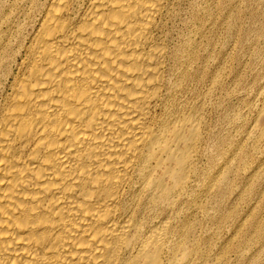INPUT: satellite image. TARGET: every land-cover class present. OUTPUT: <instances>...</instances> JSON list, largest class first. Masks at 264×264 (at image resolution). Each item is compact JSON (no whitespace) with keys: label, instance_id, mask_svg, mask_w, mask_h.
Wrapping results in <instances>:
<instances>
[{"label":"bare ground","instance_id":"obj_1","mask_svg":"<svg viewBox=\"0 0 264 264\" xmlns=\"http://www.w3.org/2000/svg\"><path fill=\"white\" fill-rule=\"evenodd\" d=\"M181 1L14 5L24 21L0 34V264H204L170 224L204 140L178 101L197 73L178 79L162 38ZM258 97L244 134L254 151L264 140V89ZM225 180L217 172L196 197Z\"/></svg>","mask_w":264,"mask_h":264},{"label":"rangeland","instance_id":"obj_2","mask_svg":"<svg viewBox=\"0 0 264 264\" xmlns=\"http://www.w3.org/2000/svg\"><path fill=\"white\" fill-rule=\"evenodd\" d=\"M24 3L0 0V34L24 21L14 10ZM169 19L162 38L177 55V78L187 70L197 73L194 80L188 76L178 101L183 110L197 115L204 129L197 173L180 198L181 210L173 212L171 227L176 237L185 234L204 264H215L217 257L218 264H264V140L254 151L245 136L261 105L258 91L264 89V0H182L177 15ZM217 72H223V85L209 95L210 79ZM237 113L244 114L243 122L234 121ZM260 123L264 126V115ZM221 171L226 180L218 181L209 196L196 197ZM198 204L208 214L199 211ZM190 225L193 228L184 232Z\"/></svg>","mask_w":264,"mask_h":264}]
</instances>
